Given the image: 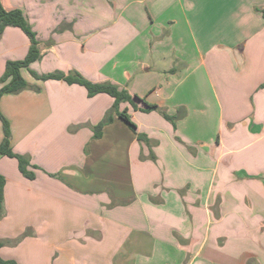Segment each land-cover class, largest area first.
I'll use <instances>...</instances> for the list:
<instances>
[{
  "label": "crops",
  "instance_id": "1",
  "mask_svg": "<svg viewBox=\"0 0 264 264\" xmlns=\"http://www.w3.org/2000/svg\"><path fill=\"white\" fill-rule=\"evenodd\" d=\"M37 73L78 71L156 104L35 79L0 97L12 150L0 256L17 264H264V0H1ZM30 41L0 33V75ZM138 107L142 102L136 101ZM3 138L0 121V142ZM151 154L154 157H151Z\"/></svg>",
  "mask_w": 264,
  "mask_h": 264
},
{
  "label": "trees",
  "instance_id": "2",
  "mask_svg": "<svg viewBox=\"0 0 264 264\" xmlns=\"http://www.w3.org/2000/svg\"><path fill=\"white\" fill-rule=\"evenodd\" d=\"M262 17L264 18V7L260 9ZM7 26H15L20 28L28 37L30 44L26 55L21 59H9L5 63L4 71L0 75V97L3 94L18 93L31 86L27 80L21 74V69L27 68L32 62L38 60L41 57L38 47V39L36 32L29 24L24 12L19 8L6 9L2 5L0 0V33ZM30 74L39 80L47 79H62L68 84H79L84 86L87 95L89 97L97 93H107L113 97V104L111 109L106 112L104 117L93 126V137L98 138L101 136L102 128L105 124L112 120V112L124 121L130 129H132L139 140H146V136L143 133L136 131V124L131 120L130 115L126 109H120V103L128 102L134 109L139 108L141 111L160 110L156 104L148 103L143 98L137 95H131L125 88L119 87L112 82H93L83 77L78 71L72 70L69 72L52 71L47 73H37L36 71L29 69ZM264 86V84H262ZM142 102L143 106L138 107L136 101ZM161 111V110H160ZM163 116L174 124V116L167 114L165 111H161ZM0 121L2 124L3 138L0 142V155L14 157L18 163V169L27 178H33L34 173L29 168L35 167L30 163L29 157L24 154L16 153L10 146V124L6 117L0 111ZM151 157H154L151 154ZM4 185L5 178L0 174V219L4 214ZM2 241L0 240V247ZM0 264H17L13 259H4L0 256Z\"/></svg>",
  "mask_w": 264,
  "mask_h": 264
}]
</instances>
